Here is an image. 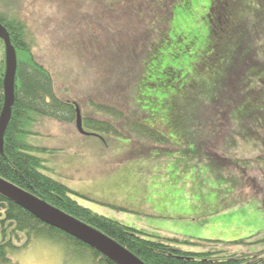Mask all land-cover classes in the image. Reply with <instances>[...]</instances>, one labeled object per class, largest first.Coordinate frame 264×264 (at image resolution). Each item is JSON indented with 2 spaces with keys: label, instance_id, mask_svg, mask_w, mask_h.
Listing matches in <instances>:
<instances>
[{
  "label": "rangeland",
  "instance_id": "1",
  "mask_svg": "<svg viewBox=\"0 0 264 264\" xmlns=\"http://www.w3.org/2000/svg\"><path fill=\"white\" fill-rule=\"evenodd\" d=\"M212 1L178 0L169 28L159 25L156 33L150 35L145 33L146 23H125L128 13L133 16V11L128 12L129 7L123 6L126 0H113L114 8L121 7L119 11L108 2L110 16L106 17H103L108 6L106 0H0V11L25 22L28 38L35 41L34 56L54 77L56 96L63 102H78L85 117L99 115L94 112L93 103L116 108L125 117L143 110L148 115L145 121L148 125L178 142L185 137L181 129L185 127L184 119L196 116L197 105L223 99L204 112L203 117L200 106L194 119L197 123L201 118L208 121L206 124L210 122V130L202 139L216 166L201 157L205 161L199 164L201 169L197 171L192 166L194 169L185 174H172L173 165L165 156H160L159 162L147 156L130 161L129 139L109 136L104 141L98 133L85 136L78 132L75 122L37 114L32 128L36 135H31L28 141L50 149L34 153L46 161L45 175L86 196L88 199L73 196L83 207L146 234L240 242L234 247L175 245L181 251L258 252L264 257V80H261L264 70L255 66L259 64L255 62L234 63L264 48V0H228V26L220 31L218 25L216 35L210 36V47L200 53L201 43L208 39L204 17ZM223 7L221 4L216 10L220 18ZM123 14L124 23H118ZM194 31L204 35L199 43L195 36L189 35ZM128 32L132 34L130 37L126 35ZM166 36L156 54L158 58L149 61L150 70L145 77L140 70L135 75L132 70L126 73L131 83L119 78L113 84L109 82L106 76L110 70L103 72L101 64L102 51L108 55L115 50L123 54L130 44L134 54L140 55L142 51L134 49V41L138 45L145 41L158 43ZM120 41L124 42L123 47ZM261 54L264 57V52ZM156 63L158 70H153ZM233 67L236 89L239 76L244 77L248 68H252L248 74L251 81H243L238 95L241 101L236 105L225 97L226 79ZM139 79L142 82L137 85ZM205 83L208 89L202 90ZM150 84H156V88ZM181 100L187 105L180 108L176 103ZM47 102L50 104L51 100L48 98ZM221 106L229 107V116L222 112ZM254 111L260 114L249 119L254 123L255 135L243 137L234 133V128ZM165 115L170 117L166 119ZM232 116L237 123L232 122ZM169 157L177 165L181 159L179 151ZM11 257L12 264H94L87 252L46 237L34 239L25 250L12 253Z\"/></svg>",
  "mask_w": 264,
  "mask_h": 264
},
{
  "label": "trees",
  "instance_id": "2",
  "mask_svg": "<svg viewBox=\"0 0 264 264\" xmlns=\"http://www.w3.org/2000/svg\"><path fill=\"white\" fill-rule=\"evenodd\" d=\"M177 1L178 0H126V2H123V6L129 7V10H126L128 12L133 11V16L131 13H128V19L125 21L123 14L118 17V23H124V21L127 25H131L130 23H132V21L134 24L137 22L140 24L146 23L147 25L145 26L147 31L145 33L149 35L153 32L156 33V28H158L159 25L163 24L169 28L170 21L172 18H175L173 8ZM108 2L113 4L114 10L119 11L121 9V7L114 8L115 4L113 3V0H106L105 5L108 6L105 9L106 11L104 12L103 17H106L107 15L110 16L108 9L111 7V3L107 4ZM229 2L230 1L228 0H222L221 2L219 0H213L212 4L209 6L208 13L204 17V21L208 26L207 35H205V37L208 39L201 43L202 48L199 50L200 53H204L210 47L211 41L209 39H211L210 36L214 37L216 35L218 31L217 26L219 25V29L222 31L229 23L230 12L227 11L223 12V16L219 20L214 21L217 16V8L214 11L215 14L211 15L213 7H217V4H229ZM131 6L134 8L132 9ZM112 12L114 13V11ZM0 23L9 33L11 44L15 48L18 60L15 102L11 109V119L5 129L3 147L0 146V178L29 192L77 220L98 229L121 244L145 264H264V257L260 256L258 252L254 254H246L230 253L228 250L225 252H210L202 250L190 252L181 251L177 249L175 245H210L211 247H216V245L218 246L222 244L234 247V244L240 242L223 243L220 241H195V239L163 238L146 234L137 229L128 226L126 227L119 221L111 220L95 213L89 208L87 209L86 207H83L73 198V196L75 195L81 198H86V196L70 190L61 182L45 175L43 170L47 169L45 166L46 161L35 156L34 153L42 151L50 152V149L37 147L30 144L28 141L31 135H36L32 129L36 123V115L50 116L74 123L76 121V109L73 104H76L79 108L80 104L78 102H63L56 96L54 77L52 73L40 64L34 56L33 47L35 46V41L34 39L28 38V31L26 30L25 22L21 18H15L13 14H10L9 12L0 11ZM105 28L107 29V27ZM145 33L143 32V35H146ZM126 35L130 37L132 34L128 32ZM189 35L195 36V40L198 43L204 38V35L197 31H194L193 34L190 33ZM262 37H264V32L262 33ZM167 38L168 36L158 43L155 41L147 43V41H145L142 45H138L134 41V45H131H133L136 50L141 49L142 53L140 55L134 54L131 46L129 47L130 44H128L127 52H124L123 54L119 51L117 52V50H115V52L109 51L113 55L112 56L108 55L106 51L104 52L101 50V64L104 67L103 72L106 70L111 71V73L110 71H106L108 74L106 77L109 82L113 84V81H116V79L119 78L120 81L126 80L127 83L128 81L131 83V80H129L130 78L128 79L126 73L132 70L134 75L136 74V71L140 70V73H144L145 77L148 72L147 70H150L149 61L158 58V55H156L158 49ZM120 45V47H123L124 42L120 41ZM242 46L246 47V43L243 42ZM262 52H264L263 47L260 50L256 49L255 51L250 52L240 63L239 60H236L234 63L246 64L248 62H255L259 63L258 65L255 64V66H259L260 70H264V57H262ZM133 63H136V65H133ZM187 67L189 68V64ZM251 69L252 68L249 67L245 72V78L243 76L240 78L239 76V79L237 80L239 86L237 89L234 86L232 76L236 68L233 67L232 70H230L231 72L226 79L227 89L225 97L227 100L230 99L234 105L239 104V101H241V98L238 95H240L239 90L243 81L245 79L248 83L251 81L248 76ZM112 70L114 71V74H112ZM153 70H158L157 63ZM188 71L190 70H187V72ZM181 72H185V70H181ZM6 73L7 46L5 41L0 39V125L5 104L4 80ZM179 73L180 71L177 72V74ZM134 79L136 78H133V80ZM261 80H264V78ZM137 82L136 84L138 85L142 81L139 79ZM150 85L151 87L156 88V84ZM259 87L260 89L263 88L261 86ZM205 88L208 89V83H205V85L202 86V90ZM136 90L138 91L137 87ZM48 98L51 100L50 104L47 102ZM221 100L223 99H213L210 104L204 103L199 106L197 105V108L195 107L197 113L196 116H190L185 119L183 118L185 120V127H181V129L184 130L185 137L180 138L178 142L172 141L167 135H164L158 129L148 125L145 122L148 115L143 110L139 112L140 114L136 113L132 117H125V115L116 108L93 103V106L96 105L94 112L98 111L99 115L85 117L82 111V117L85 129L100 134L104 141H106V139L108 140L107 137L109 136L116 140H131L132 154L130 155V161L136 158L144 159L145 156H147L151 157L153 161L159 162L158 158L160 156H165L169 160V164L173 165L174 169L172 174L175 172L185 174L194 169L192 166H194L197 171L201 169L199 164H205V161H202L201 157L207 159L206 162H208V164L216 166L213 159L210 158V152L204 149L202 139L203 134L208 133L210 130V122L206 124L208 121H204V119L201 118L197 123L194 119L200 113L198 109L200 106L203 108V117L204 112L208 111L213 106H216ZM176 104L179 105L180 108L187 105L184 103V100H181ZM221 108L222 112H226V115L229 116V107L224 106L223 109V106H221ZM257 113L258 111H254L250 116L246 115L242 124L239 123L241 125L234 128V133L243 137L255 135L253 128L254 123L249 119ZM141 114L144 115L141 116ZM257 115L259 116L260 114ZM168 117L170 116L165 115L164 118L167 119ZM232 118V122L237 123V119L235 120L233 116ZM228 119H230V117ZM229 122L230 121H228V123ZM236 134L235 136H237ZM150 144L154 145L152 146ZM158 145L165 147L161 149L157 147ZM168 147H176V149L168 150ZM165 148L167 150H164ZM175 151H179L181 157V159L178 160V165L176 161L172 163L173 158L169 157L170 153ZM183 163L186 164L184 165ZM190 163L192 164L191 166L189 165ZM197 174L199 173L197 172ZM207 176H209V173H207ZM222 180L224 179L221 178V182L224 184L225 182ZM225 181L227 182V180ZM230 185H233V183ZM89 200L93 202L92 199ZM95 203H98V200H96ZM100 205L107 207L103 203ZM129 212L130 211H128V213ZM40 237L62 241L71 245L76 251H85L91 256L94 264H117L94 248L69 234L43 223L15 202L0 194V264H12V253L25 250L34 239ZM245 242L246 240L244 243Z\"/></svg>",
  "mask_w": 264,
  "mask_h": 264
},
{
  "label": "water",
  "instance_id": "3",
  "mask_svg": "<svg viewBox=\"0 0 264 264\" xmlns=\"http://www.w3.org/2000/svg\"><path fill=\"white\" fill-rule=\"evenodd\" d=\"M0 39L4 40L7 46V73L4 80L5 104L0 125V146L3 147L5 129L11 119V109L15 102L18 60L15 48L11 44L9 33L1 23ZM75 107L78 132L85 136L91 135L84 128L83 117L79 107L77 105ZM0 194L15 202L43 223L69 234L117 264H145L137 256L103 232L47 204V202L40 200L2 178H0Z\"/></svg>",
  "mask_w": 264,
  "mask_h": 264
},
{
  "label": "flooded vegetation",
  "instance_id": "4",
  "mask_svg": "<svg viewBox=\"0 0 264 264\" xmlns=\"http://www.w3.org/2000/svg\"><path fill=\"white\" fill-rule=\"evenodd\" d=\"M219 1L221 2L222 0H219ZM217 2H218V1H217ZM219 5H220V4H217V7H218ZM223 6H224V7H223V12H225V11H226V8L229 7V4L226 3V4L223 5ZM217 7L214 6V7H213V10L211 9V10H212V14H211V15H214V14H215L214 11L216 10ZM211 10H210V11H211ZM220 16H221V15H220ZM219 18H220V17H217L218 20H219ZM217 19H216V17H215L214 21H217Z\"/></svg>",
  "mask_w": 264,
  "mask_h": 264
}]
</instances>
